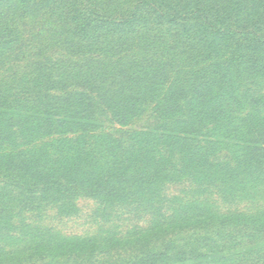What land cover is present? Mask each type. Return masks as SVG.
I'll use <instances>...</instances> for the list:
<instances>
[{
  "label": "trees",
  "instance_id": "16d2710c",
  "mask_svg": "<svg viewBox=\"0 0 264 264\" xmlns=\"http://www.w3.org/2000/svg\"><path fill=\"white\" fill-rule=\"evenodd\" d=\"M164 1L0 0L2 224L8 223L3 212L12 203L69 211L84 196L103 198L104 204L147 201L150 208L160 194L169 198L166 191L173 184L174 199L197 202L200 207L221 212L224 202L232 198L229 208L262 207L260 218L236 209L216 218L219 224L241 225L239 234L253 240L248 221H264V195L257 193L264 185V127L251 119L242 91L253 96L251 103L261 102L264 94L253 93L256 83L247 89L241 85L228 51L221 57L227 68L220 80L198 84L191 99L175 96L186 89L178 85V77L187 71L171 70L164 58V47L171 41L160 29L135 30L131 24L148 4L163 23L178 26L180 20L194 19L187 27L190 32L196 28V34L214 40L229 37L239 47L257 42L264 49V17L250 18L259 12L264 15V0H232V6L216 19L210 17L212 3L207 0H176L168 6ZM249 27L248 33L240 34L239 30ZM215 89H224L232 97L217 104ZM234 103L236 109L231 107ZM148 116L153 117L149 124L133 125ZM234 116L243 121L239 142L233 143L235 148L217 149L215 132L227 129ZM207 126L210 138L202 133ZM221 152L232 158L242 155L244 161H251L248 156L253 155L258 169L253 173L247 162V170L234 172L239 175L232 181L208 171L211 182L202 190V184L193 180L196 187L191 191L166 175L197 168L187 163ZM183 158L187 162L182 165ZM193 174L199 176L196 169ZM248 188L252 197H247ZM243 196L246 201L236 200ZM185 254L178 251L176 255Z\"/></svg>",
  "mask_w": 264,
  "mask_h": 264
},
{
  "label": "rangeland",
  "instance_id": "374dc122",
  "mask_svg": "<svg viewBox=\"0 0 264 264\" xmlns=\"http://www.w3.org/2000/svg\"><path fill=\"white\" fill-rule=\"evenodd\" d=\"M175 1L165 0L164 5L168 6ZM231 1L207 0V3H212L210 11H214V13L210 12V17L212 19L222 17L223 10L232 6ZM217 4L219 7H216ZM144 6L139 20L133 21L131 27L135 30H146L152 27L160 29L165 38L171 41L164 47V58L171 70L183 68L187 71L178 77L180 79L178 85L182 84L186 89L178 90L175 96L184 95V99H191L194 87L198 84L211 79L220 80L227 68L221 57L229 53L228 51L239 70L236 73L241 77V85H246L247 89V86L256 83L253 93L257 97L264 94V49L262 46L257 47V42L246 43L244 47H239L229 37L223 39L218 36L215 40L210 35L202 37L196 34V28L191 29V32L187 30L188 24L195 22L194 19L180 20L182 23L178 26L169 25L163 23L148 4ZM262 17L264 15L259 12L250 18L256 21L258 18L263 19ZM249 30L250 27L239 31L241 35H245L248 33L245 31ZM214 55H216L215 58ZM242 75L247 77L245 81ZM176 85L175 87H178ZM216 85L219 86V84ZM216 91L217 94L213 95L218 98L217 104H222L232 97L224 89ZM248 93L247 90L242 91V94L247 95L248 113L256 125L264 127V98L261 102L251 103L253 96ZM231 105L233 109H236V103ZM172 116L169 118V125L172 124L170 121H174ZM236 118L237 116L232 117L227 129L223 128L215 134L213 131V134L218 137L217 149L226 146L235 148L233 143L239 142L237 139L243 121L241 118ZM152 121L153 117L148 116L133 125L149 124ZM218 126L220 128V125ZM210 128L207 126L205 130H202L204 137L210 138ZM244 158L242 155L226 157L223 152L210 156L203 154L199 159L190 160L187 163L197 164V168L193 169L198 171L199 176L193 174L192 168L180 169L177 173L173 170L168 171L166 175L183 183L181 187L185 191H191L196 187L193 180L199 181L203 190L205 184L211 182L206 176L208 171L214 173L213 177L232 181L239 175L235 174L236 172L247 170V162L250 171L258 169L254 168V160L257 157L248 156L251 161H244ZM186 162L184 158L179 161L182 165ZM210 167H213L212 170H209ZM163 175L166 176L164 173ZM225 186L226 184L223 185L224 189ZM248 190H246L249 195L247 197H252L253 194L250 193L252 190ZM166 192L169 198L165 199L162 194H158L160 198L150 208L147 201L139 205L127 202L104 204L103 198L93 199L84 196L78 197L74 207L69 211L63 207L38 209L31 205L20 207L12 203L7 206L5 213L3 212L8 216L5 217L8 223L4 225L1 223L2 220L0 221V244L2 245L0 264H264V221H248V229L252 230L255 236L251 240L239 234L241 225L219 224L216 219L227 211L235 209L238 212H246L247 215L254 213L255 218H260L259 211L262 207L251 206L247 210L242 204L229 208L228 205L235 199L232 198L224 202L223 207L226 210L221 209L220 212L213 208L200 207L197 202L177 201L174 199L177 192L173 184ZM257 193L260 196L264 195V185H261ZM244 197L236 198V200L244 201ZM208 217L211 218L209 224H207ZM12 230H14L13 234H11ZM203 236H209V239H203ZM46 244H49L47 248ZM29 245H32V248H29ZM167 245L168 249L164 250ZM195 248H198L197 251L195 250L190 256L191 249ZM161 251H166V255H160ZM178 251L186 253L185 256L176 255Z\"/></svg>",
  "mask_w": 264,
  "mask_h": 264
}]
</instances>
